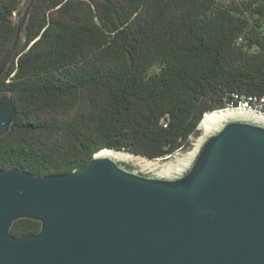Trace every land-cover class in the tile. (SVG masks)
Segmentation results:
<instances>
[{"label": "trees", "instance_id": "obj_1", "mask_svg": "<svg viewBox=\"0 0 264 264\" xmlns=\"http://www.w3.org/2000/svg\"><path fill=\"white\" fill-rule=\"evenodd\" d=\"M21 5L0 0V61ZM24 35L0 81L17 110L1 170L66 175L104 149L165 159L233 95H264V0H35Z\"/></svg>", "mask_w": 264, "mask_h": 264}, {"label": "water", "instance_id": "obj_2", "mask_svg": "<svg viewBox=\"0 0 264 264\" xmlns=\"http://www.w3.org/2000/svg\"><path fill=\"white\" fill-rule=\"evenodd\" d=\"M16 117L0 87V138ZM23 219L41 231L12 236ZM0 264H264V115H205L188 147L165 159L104 149L66 175L0 169Z\"/></svg>", "mask_w": 264, "mask_h": 264}, {"label": "built area", "instance_id": "obj_3", "mask_svg": "<svg viewBox=\"0 0 264 264\" xmlns=\"http://www.w3.org/2000/svg\"><path fill=\"white\" fill-rule=\"evenodd\" d=\"M232 108L252 111L264 115V95H233L232 100L227 103L225 109Z\"/></svg>", "mask_w": 264, "mask_h": 264}, {"label": "rangeland", "instance_id": "obj_4", "mask_svg": "<svg viewBox=\"0 0 264 264\" xmlns=\"http://www.w3.org/2000/svg\"><path fill=\"white\" fill-rule=\"evenodd\" d=\"M30 2H31V0H22V5H21V11H20V13L14 15V22L17 25H19V23L21 22L22 18L24 17V14H25L26 9L28 8ZM34 2H35V0H34ZM20 43H21V47H23L26 44V37L24 35V27L22 28V31H21ZM158 70H159L158 68H154L151 71V74H154V73L158 72ZM71 117L72 116H67V115H55V114L48 115V118L58 119L60 121H67V120L71 119ZM49 139H51V137L50 136H47L46 137V140H49Z\"/></svg>", "mask_w": 264, "mask_h": 264}, {"label": "bare ground", "instance_id": "obj_5", "mask_svg": "<svg viewBox=\"0 0 264 264\" xmlns=\"http://www.w3.org/2000/svg\"><path fill=\"white\" fill-rule=\"evenodd\" d=\"M211 116L209 115V118H210Z\"/></svg>", "mask_w": 264, "mask_h": 264}]
</instances>
